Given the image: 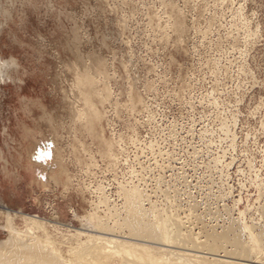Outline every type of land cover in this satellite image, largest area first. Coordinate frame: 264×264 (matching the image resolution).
Segmentation results:
<instances>
[{"label":"rangeland","instance_id":"rangeland-1","mask_svg":"<svg viewBox=\"0 0 264 264\" xmlns=\"http://www.w3.org/2000/svg\"><path fill=\"white\" fill-rule=\"evenodd\" d=\"M132 184L201 240L264 225V0H0V242L8 209L72 253Z\"/></svg>","mask_w":264,"mask_h":264},{"label":"bare ground","instance_id":"bare-ground-1","mask_svg":"<svg viewBox=\"0 0 264 264\" xmlns=\"http://www.w3.org/2000/svg\"><path fill=\"white\" fill-rule=\"evenodd\" d=\"M85 77L77 81L83 88V103L88 109L81 115H89L95 120L100 113L94 107L91 92L85 89L90 80ZM110 145H106V152L110 153ZM121 191L124 197L121 210L109 208L104 215L89 213L81 217L85 227L74 230L70 236H83L87 241L79 240L78 248H73L72 253H65L48 238L36 233L42 220L7 209L8 214H19L25 219L27 227L26 232H10L9 237L0 242V264H110L106 259L111 255L119 258L114 264H264V225L255 232L254 225H247L239 218L233 222L234 218H231V224L222 226L219 232L211 228L201 240L193 233L191 222L187 224L184 219L193 217L198 221L199 216L194 214L192 205H189L186 217L180 218L176 212L156 208L149 194L137 185L132 184ZM123 231L127 234L122 235ZM195 248L209 251L213 257L208 258L204 251Z\"/></svg>","mask_w":264,"mask_h":264}]
</instances>
